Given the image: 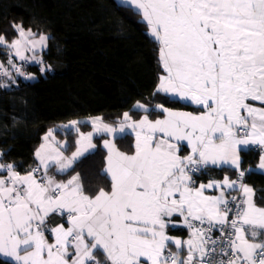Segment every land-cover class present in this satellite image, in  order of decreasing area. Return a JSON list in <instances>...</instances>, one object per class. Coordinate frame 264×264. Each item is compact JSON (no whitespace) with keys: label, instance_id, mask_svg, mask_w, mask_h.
Returning <instances> with one entry per match:
<instances>
[{"label":"snow or ice","instance_id":"snow-or-ice-1","mask_svg":"<svg viewBox=\"0 0 264 264\" xmlns=\"http://www.w3.org/2000/svg\"><path fill=\"white\" fill-rule=\"evenodd\" d=\"M126 2L159 46L164 74L152 95L175 96L197 110L153 105L163 119L147 114L134 119L124 112L118 126L97 116L87 121L89 132L71 120L61 127L76 130L75 150L66 154L73 145L49 129L34 151L35 165L23 173L15 163L2 162L0 152L4 264H264V206L243 182L241 158L243 150L255 146L257 167L264 171V0ZM12 27L19 39L8 43L0 35V46L9 50V68L24 76L11 54L42 64L35 54L24 53L45 47L49 37L37 39L22 23ZM0 75H12L3 63ZM133 107L149 112L139 101ZM126 130L135 135L131 154L114 140H103L109 190L87 194L80 173L57 178L96 149L94 134L114 137ZM185 147L189 150L182 154ZM224 166L236 171L237 179L196 184L201 169ZM208 189L218 194L206 195ZM177 216L190 230L186 240L168 234L177 227ZM52 217L62 222L53 223Z\"/></svg>","mask_w":264,"mask_h":264},{"label":"trees","instance_id":"trees-1","mask_svg":"<svg viewBox=\"0 0 264 264\" xmlns=\"http://www.w3.org/2000/svg\"><path fill=\"white\" fill-rule=\"evenodd\" d=\"M14 23L49 37L41 53L43 63L26 65L34 78L24 79L13 73L16 82L0 87V150L3 159L15 163L21 173L35 165L33 154L45 132L62 122L99 116L114 125L124 112L134 119L144 114L155 119L162 113L152 106L160 104L196 110L168 94L152 95L164 74L159 46L131 6L116 0H0V35L7 41L18 35ZM6 58V50L0 46V60ZM49 65V71H40ZM137 101L147 105L149 112L134 108ZM80 128L88 130L92 126L82 122ZM56 133L68 137L73 145L69 150L74 148L75 131ZM104 137L95 136L96 149L82 157L73 172L57 178L65 180L80 173L87 194L93 195L100 188L109 190L110 179L103 172L107 155L101 144ZM113 140L120 151L133 152L132 134L117 135ZM259 157L257 148L241 152L242 168L251 167L243 182L254 188L257 205L264 206V174L256 169ZM223 176L235 179L236 171L209 167L197 180ZM5 260L0 256V264Z\"/></svg>","mask_w":264,"mask_h":264},{"label":"crops","instance_id":"crops-1","mask_svg":"<svg viewBox=\"0 0 264 264\" xmlns=\"http://www.w3.org/2000/svg\"><path fill=\"white\" fill-rule=\"evenodd\" d=\"M27 62H29V63H32L33 64V62H31V61H27ZM0 63H3L4 64V68H5V70H8V71H10L11 72V68H9V66H7V64H6V61L4 60V61H1L0 60ZM14 72L12 71V75H11V78L10 77H7V76H4V79H3V85H6V84H11V83H15L16 82V75L15 74H13ZM172 98H175V99H177V100H179V101H181V102H184V103H187V104H190V103H188V102H186V101H184V100H180L179 98H177V97H175V96H171ZM254 104H255V106H261V105H259V102H253ZM192 105V104H191ZM192 106H194V107H196L195 105H192ZM166 108H170V107H166ZM170 109H173V110H175V111H186V112H195L196 110H191V109H181V108H170ZM163 115V114H162ZM161 115V116H162ZM143 116V115H142ZM141 116V117H142ZM161 116H159L160 118H162ZM140 117V118H141ZM156 119V118H155ZM134 141H135V138H134ZM188 148L187 147H185L184 148V151H183V153L182 154H186L187 152H188ZM134 151V150H133ZM122 152H124V151H122ZM132 153V152H131ZM131 153H129V154H131ZM107 156V155H106ZM259 163V162H258ZM258 163H257V165H258ZM224 167H227V166H224ZM207 168H209V167H207ZM207 168H203L204 170H207ZM256 169H257V171H259V172H261V173H263L264 174V171H262V170H260L258 167H256ZM74 175V174H73ZM70 178V177H69ZM223 178H224V176H223ZM223 178H218V179H211V180H208V181H205V182H198V180H197V182H196V184L197 185H199L200 183H205V184H207L208 182H210V181H219V180H222ZM235 179H237V178H235ZM66 180V179H65ZM248 185V184H247ZM249 186H251V185H249ZM206 195H217L218 193H217V191L216 190H214V189H208L207 191H206V193H205ZM255 198V197H254ZM258 206H260V205H258ZM52 222L53 223H61L62 221L60 220V218L59 217H52ZM174 222L177 224V227H175V228H172V227H170L169 229H168V234L170 235V236H174V237H179V238H181V239H188L189 238V232H190V230L189 229H187L186 227H183V226H180L181 224H182V218L181 217H174ZM171 230H175V231H171ZM170 247H172V249H173V251H175V247L173 246V245H170ZM187 253H186V251H184V252H182L181 253V255L182 256H184V255H186ZM2 257V256H1ZM100 257V256H99ZM98 257V258H99ZM4 258V257H3ZM4 259H7V258H4Z\"/></svg>","mask_w":264,"mask_h":264},{"label":"rangeland","instance_id":"rangeland-1","mask_svg":"<svg viewBox=\"0 0 264 264\" xmlns=\"http://www.w3.org/2000/svg\"><path fill=\"white\" fill-rule=\"evenodd\" d=\"M118 3H120V4H123V5H128V6H131L133 9H135V7L134 6H132V5H130L129 3H127L126 2V0H116ZM136 10V9H135ZM141 19H142V17H141ZM143 20V19H142ZM144 21V20H143ZM144 22H146V21H144ZM147 24V23H146ZM25 28V27H24ZM147 28H148V26H147ZM25 29H28V28H25ZM34 32V31H33ZM36 33V32H35ZM148 33H149V29H148ZM40 34H43V35H46V36H48V34H46V33H43V32H41V33H37V39L39 38V35ZM149 35H150V33H149ZM151 36V35H150ZM14 39H19V36L17 35V37H15ZM12 41V40H11ZM11 41H7L8 43H11ZM46 45H47V42H46ZM2 47V46H1ZM46 47V46H45ZM45 47H43V48H41V47H37V49L35 50V53H33L32 51H27V52H25L24 54L25 55H27V56H32L33 54H35L36 55V57H37V61H39V60H41V53H42V51L45 49ZM4 48V47H3ZM5 50H6V52L8 53L9 52V50L8 49H6V48H4ZM12 55L14 56V57H16L15 55H14V53H12ZM16 59L17 60H19V58L18 57H16ZM19 61H21V60H19ZM25 62H27V61H25ZM31 62H33V61H31ZM28 64H32V63H29V62H27ZM33 63H38V62H33ZM40 65H41V63H39ZM29 76H33V75H29ZM25 78L24 79H28L27 77L28 76H24ZM34 77V76H33ZM16 78V77H15ZM6 85H8V84H6ZM11 85H13V83H11V84H9L7 87H10ZM171 96V95H170ZM137 103V102H136ZM135 103V104H136ZM140 103H142V102H140ZM134 104V105H135ZM144 104V103H143ZM145 115V114H144ZM163 116V115H162ZM161 116V117H162ZM94 117H97V116H88V117H85V118H81V119H74V120H77V121H80L81 123L82 122H87L88 120H89V118H94ZM121 118H122V116H121ZM120 118V119H121ZM120 119H119V121H120ZM156 119H163V117L162 118H160V117H157ZM152 120H155V119H152ZM68 122L69 121H67V122H62V123H60V124H58V125H54L53 127H51V128H49V129H53L54 130V135H55V137H56V139L57 140H60V141H64V140H67L68 142H69V139H68V137H66V136H62V137H60V136H58L57 135V131H61V132H65L66 130H68V129H65V128H63V127H61L62 125H66V124H68ZM88 123V122H87ZM90 125H91V123H89ZM118 124H119V122L117 123V124H114V126H118ZM92 126V125H91ZM48 129V130H49ZM70 129H72L73 131H75V137H74V141L76 140V138H77V132H76V130L74 129V128H70ZM48 130L45 132V134L43 135V137L46 135V133L48 132ZM80 131H82V132H89V131H92V128L91 129H88V130H82L81 128H80ZM125 133H130V134H132L133 136H134V138H135V135H134V133H132L131 132V130H126L125 131ZM124 134V133H123ZM101 135H104L105 137L102 139V141H101V144H102V146H103V140L104 139H112L113 140V138L115 137H113V136H110V135H108V134H105V133H98V134H94V137L95 136H101ZM117 135H121V134H117ZM116 135V136H117ZM93 137V138H94ZM42 142H43V138H42ZM41 142V143H42ZM93 143H95L94 141H93ZM134 144H135V141H134ZM39 147V146H38ZM104 147V146H103ZM75 150V147L73 148V149H71V150H69L66 154H68V155H70L71 154V151H74ZM106 151H107V149H105ZM93 151V150H92ZM92 151H90V152H92ZM89 152V153H90ZM87 154V153H86ZM85 154V155H86ZM76 174V173H75ZM74 174V175H75Z\"/></svg>","mask_w":264,"mask_h":264},{"label":"built area","instance_id":"built-area-1","mask_svg":"<svg viewBox=\"0 0 264 264\" xmlns=\"http://www.w3.org/2000/svg\"><path fill=\"white\" fill-rule=\"evenodd\" d=\"M10 57V56H9ZM9 59V58H8ZM11 59H12V61H13V63L17 66V67H20L21 68V70L24 72V76H29V75H33L32 73H30V72H28L27 71V67H26V65L28 64L27 62H25V61H19V60H17L13 55H11ZM13 71L15 72V70L13 69ZM16 73V72H15ZM17 74V73H16ZM0 85H3V75H0ZM252 148H256L255 146H251L250 147V149H252ZM258 149V148H257ZM0 152H2L1 150H0ZM2 162H5V163H8V162H6L3 158H2ZM242 169H244V170H246L245 171V174L251 169V167L250 166H247L246 168H242ZM203 172H206V170H204V169H201V171L200 172H198L197 174H195L194 175V180L197 182V178L203 173ZM236 178H237V173H236ZM231 195H237V196H239L240 194L238 193V192H236V191H232L231 193H230ZM215 235L216 236H218L219 235V233L217 232V233H215Z\"/></svg>","mask_w":264,"mask_h":264},{"label":"bare ground","instance_id":"bare-ground-1","mask_svg":"<svg viewBox=\"0 0 264 264\" xmlns=\"http://www.w3.org/2000/svg\"><path fill=\"white\" fill-rule=\"evenodd\" d=\"M11 55H12V54H11ZM9 56H10V53L8 52V53H7V58H6V60H5L7 66H9V65H8V60H9L8 58H9ZM15 58H16V57H15ZM11 69H12V68H11ZM12 71H13V69H12ZM13 72H14V71H13ZM14 73H15V72H14ZM3 79H4V76H3Z\"/></svg>","mask_w":264,"mask_h":264}]
</instances>
